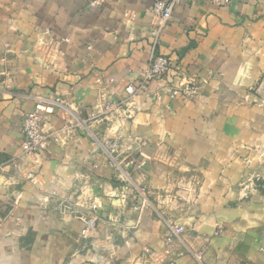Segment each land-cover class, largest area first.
Masks as SVG:
<instances>
[{
    "label": "crops",
    "instance_id": "crops-1",
    "mask_svg": "<svg viewBox=\"0 0 264 264\" xmlns=\"http://www.w3.org/2000/svg\"><path fill=\"white\" fill-rule=\"evenodd\" d=\"M154 1L0 0V75L13 74L0 78V264H264V0H182L162 28ZM158 55L171 84L201 85L197 98L158 101L166 80L129 97ZM38 95L72 104L101 137L94 106L127 101L115 128L147 142L145 165L119 180L80 128L23 156ZM69 120L57 109L46 129ZM133 184L147 206L133 207ZM170 225L184 233L167 253Z\"/></svg>",
    "mask_w": 264,
    "mask_h": 264
},
{
    "label": "built area",
    "instance_id": "built-area-1",
    "mask_svg": "<svg viewBox=\"0 0 264 264\" xmlns=\"http://www.w3.org/2000/svg\"><path fill=\"white\" fill-rule=\"evenodd\" d=\"M182 0H155L153 5V12L160 17V28L164 27L170 19H172L174 8L181 3ZM219 5L230 4L235 0H208ZM170 59L166 56L158 55L152 57L148 68L143 73V79L138 84H129L126 91L129 97H134L139 94L146 93L149 89V83L152 80H166V84L154 93L158 101H162L164 97L175 99L181 97L183 101L189 102L198 97L201 91V85L194 81H179L176 84H171L168 81ZM10 71L4 70L2 74L7 76V81H13V74ZM35 109L27 112L23 119V141H22V155L37 157L43 150L47 149L49 145L56 144L66 146L72 131L77 128L85 130L90 137L96 142L101 149L102 155L107 160L108 164L119 173L117 178L119 180L128 181V174L125 168L128 165L136 164L138 167L145 165L146 160L138 161V156L143 154V148L147 142L136 136H123L120 132L121 126L128 125L130 119L126 118L128 112L127 101H117L113 99L105 100L104 95L102 99L94 106L97 111V119L108 122L105 134L100 136L98 131H94L90 124L85 123L77 116L75 108L72 104H67L60 98H51L47 96L38 95L35 97ZM57 109L66 110L70 114V120L66 125L60 129L47 128L46 120L53 116ZM73 120V121H72ZM116 124L120 127L116 129ZM111 133V134H110ZM145 159L147 158L144 156ZM12 163V162H11ZM16 167L17 164L13 162ZM98 165L96 164L95 167ZM1 167V166H0ZM127 177V178H126ZM134 196L137 197L139 203L133 204L135 209H140L148 205L147 189L145 186L133 184L131 189ZM131 193V194H132ZM124 200H127L126 192L122 194ZM98 211L96 210L88 219L86 227L83 230V236L89 237L96 229L98 223ZM170 231L165 240L167 253L175 246L182 244V234L184 227L179 225H170ZM156 257L155 252L151 253ZM172 264V263H170Z\"/></svg>",
    "mask_w": 264,
    "mask_h": 264
},
{
    "label": "rangeland",
    "instance_id": "rangeland-1",
    "mask_svg": "<svg viewBox=\"0 0 264 264\" xmlns=\"http://www.w3.org/2000/svg\"><path fill=\"white\" fill-rule=\"evenodd\" d=\"M5 58V57H4ZM7 60L6 59H4V63L6 62ZM5 70H7V71H11L10 69H5ZM0 78H2L3 80L4 79H6L7 78V76H5L4 74H2V72H1V75H0Z\"/></svg>",
    "mask_w": 264,
    "mask_h": 264
}]
</instances>
